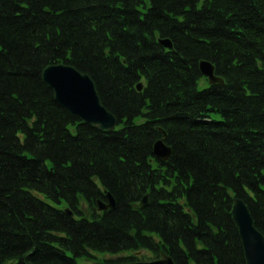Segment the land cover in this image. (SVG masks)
<instances>
[{
    "label": "trees",
    "instance_id": "obj_1",
    "mask_svg": "<svg viewBox=\"0 0 264 264\" xmlns=\"http://www.w3.org/2000/svg\"><path fill=\"white\" fill-rule=\"evenodd\" d=\"M59 63L114 130L56 100ZM236 197L264 235V0H0V264H247Z\"/></svg>",
    "mask_w": 264,
    "mask_h": 264
},
{
    "label": "water",
    "instance_id": "obj_2",
    "mask_svg": "<svg viewBox=\"0 0 264 264\" xmlns=\"http://www.w3.org/2000/svg\"><path fill=\"white\" fill-rule=\"evenodd\" d=\"M166 47L172 48L169 39L160 41ZM202 75L206 76L210 84L223 83L224 79L215 73V66L208 60L200 62ZM44 81L54 90L56 100L72 115L82 121L96 125L101 129L114 130L117 126L116 116L103 104L94 80L87 73L79 71L70 64H51L42 71ZM137 89H143V83L137 84ZM164 136H165V132ZM154 153L157 157L167 160L172 149L164 139H158L154 144ZM107 201L98 200V209L107 210L116 207V200L112 193L106 195ZM148 196L145 195L141 205H147ZM232 214L239 228L243 242L247 264H264V235L256 227L250 209L241 198H235ZM141 251L137 252L140 254ZM114 264H176L173 258L166 252H162L160 258L152 260L120 261Z\"/></svg>",
    "mask_w": 264,
    "mask_h": 264
},
{
    "label": "rangeland",
    "instance_id": "obj_3",
    "mask_svg": "<svg viewBox=\"0 0 264 264\" xmlns=\"http://www.w3.org/2000/svg\"><path fill=\"white\" fill-rule=\"evenodd\" d=\"M103 253L101 252H96L94 255L93 258L89 259V260H84V259H80V263L81 264H97V262L99 261L100 258H103V257H116V256H113V255H110V254H106V255H102Z\"/></svg>",
    "mask_w": 264,
    "mask_h": 264
}]
</instances>
